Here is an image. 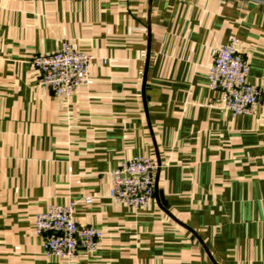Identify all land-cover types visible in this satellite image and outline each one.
<instances>
[{"label": "crops", "instance_id": "crops-1", "mask_svg": "<svg viewBox=\"0 0 264 264\" xmlns=\"http://www.w3.org/2000/svg\"><path fill=\"white\" fill-rule=\"evenodd\" d=\"M231 41L262 94L251 115L209 87ZM64 43L93 57L70 97L32 65ZM135 157L164 199L139 210L111 198ZM73 202L99 247L47 257L35 218ZM0 264H264V0H0Z\"/></svg>", "mask_w": 264, "mask_h": 264}, {"label": "built area", "instance_id": "built-area-1", "mask_svg": "<svg viewBox=\"0 0 264 264\" xmlns=\"http://www.w3.org/2000/svg\"><path fill=\"white\" fill-rule=\"evenodd\" d=\"M93 57L64 43L50 54L37 55L32 65L39 74L38 85L58 97H70L87 84ZM250 68L237 50L236 41L218 48L208 72L209 87L221 93L219 108L234 115H251L261 100V91L248 83ZM158 167L152 158L123 161L111 172V198L134 210L146 207L154 198ZM91 198L85 203L90 204ZM76 203L53 205L36 216V234L42 238L44 255L72 262L79 251L91 253L103 238L101 230L80 227L74 219Z\"/></svg>", "mask_w": 264, "mask_h": 264}, {"label": "water", "instance_id": "water-1", "mask_svg": "<svg viewBox=\"0 0 264 264\" xmlns=\"http://www.w3.org/2000/svg\"><path fill=\"white\" fill-rule=\"evenodd\" d=\"M154 197L157 200H163L164 201V199L162 198V192L158 188L157 178L155 180V194H154Z\"/></svg>", "mask_w": 264, "mask_h": 264}]
</instances>
